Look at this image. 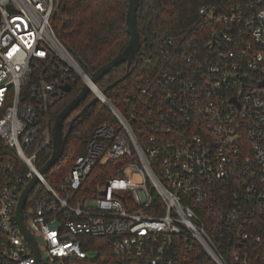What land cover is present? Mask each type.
I'll list each match as a JSON object with an SVG mask.
<instances>
[{
  "label": "built area",
  "instance_id": "obj_1",
  "mask_svg": "<svg viewBox=\"0 0 264 264\" xmlns=\"http://www.w3.org/2000/svg\"><path fill=\"white\" fill-rule=\"evenodd\" d=\"M55 8L0 0V264H264V0L202 5L121 108L55 32ZM77 80L112 119L54 184L38 164L45 116ZM34 176L23 220L39 260L17 219Z\"/></svg>",
  "mask_w": 264,
  "mask_h": 264
},
{
  "label": "trees",
  "instance_id": "obj_2",
  "mask_svg": "<svg viewBox=\"0 0 264 264\" xmlns=\"http://www.w3.org/2000/svg\"><path fill=\"white\" fill-rule=\"evenodd\" d=\"M238 0H141L138 10V28L141 35V54L132 64V72L115 87L106 91L108 97L120 108L123 107V93L132 87L133 80L141 73L149 72V65L153 59L159 57V50L165 38L180 31L189 29L199 22V8L204 4L227 7ZM128 0H56L52 24L55 32L74 56L83 69L93 73L102 65L113 59L128 44L130 35L126 27V13ZM149 57L150 62L145 58ZM127 62L113 67L97 83L106 89L112 82L128 71ZM83 82L77 80L73 88L55 105L45 116L50 130L57 114L83 88ZM95 97L89 92L87 97L72 111L65 120V129L70 120ZM109 109L101 101L90 106L85 115L80 116L72 129L65 147L64 154L58 162L46 173L48 179L56 184L68 172L75 160L83 155L89 138L94 129L104 120H111ZM52 147L44 149L38 159L40 166L49 159ZM120 161L110 162L106 166L120 165ZM105 176H114L118 171L112 169L105 172ZM103 174V175H104ZM95 170L88 177V182L95 177Z\"/></svg>",
  "mask_w": 264,
  "mask_h": 264
},
{
  "label": "water",
  "instance_id": "obj_3",
  "mask_svg": "<svg viewBox=\"0 0 264 264\" xmlns=\"http://www.w3.org/2000/svg\"><path fill=\"white\" fill-rule=\"evenodd\" d=\"M141 5V0H128V8L126 13V27L127 32L130 35L128 44L123 49V51L119 52L113 59H111L106 64L102 65L96 71L91 73V80L94 83H97L105 74H107L113 67L116 65L127 62L128 71L112 82L106 89L103 90L104 93L112 87H115L119 82L123 81L126 77H128L132 72V64L134 61H137L141 54V35L138 28V10ZM66 91L71 90V84H66L64 86ZM90 92V86L88 84H84L82 90L79 94L74 97L56 116L54 124L51 129L52 134V153L49 159L41 166L40 172L42 174H46L62 157L65 151L66 143L68 137L74 128L76 120L86 114L91 105L96 104L99 100L97 96H95L77 115H75L70 120V125L67 129H65V120L72 113V111L83 101ZM37 182V176H34L26 189L23 191L19 205L17 210V219L20 228L23 233L29 238L34 247L35 253L39 260V252L37 249L36 241L30 231L26 228L24 220H23V208L27 199V196L35 183ZM39 264V262H38Z\"/></svg>",
  "mask_w": 264,
  "mask_h": 264
},
{
  "label": "rangeland",
  "instance_id": "obj_4",
  "mask_svg": "<svg viewBox=\"0 0 264 264\" xmlns=\"http://www.w3.org/2000/svg\"><path fill=\"white\" fill-rule=\"evenodd\" d=\"M39 243H40V246L42 247L43 246V242L41 239H39Z\"/></svg>",
  "mask_w": 264,
  "mask_h": 264
}]
</instances>
